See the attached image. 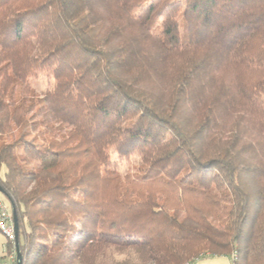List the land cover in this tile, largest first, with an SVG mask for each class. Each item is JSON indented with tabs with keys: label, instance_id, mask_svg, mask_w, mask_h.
Segmentation results:
<instances>
[{
	"label": "trees",
	"instance_id": "trees-1",
	"mask_svg": "<svg viewBox=\"0 0 264 264\" xmlns=\"http://www.w3.org/2000/svg\"><path fill=\"white\" fill-rule=\"evenodd\" d=\"M0 186L23 264H264V0H0Z\"/></svg>",
	"mask_w": 264,
	"mask_h": 264
},
{
	"label": "rangeland",
	"instance_id": "rangeland-1",
	"mask_svg": "<svg viewBox=\"0 0 264 264\" xmlns=\"http://www.w3.org/2000/svg\"><path fill=\"white\" fill-rule=\"evenodd\" d=\"M52 83H53L52 78L48 77L46 72L41 73L40 76L36 78L33 82L34 87L38 91L45 90L46 88L52 86ZM112 158L113 160H115L116 168L121 174H125L128 172H136L138 166L140 165V159L135 153L125 158H118L116 154H113ZM0 201L5 203L12 210L10 201L2 192H0ZM7 242L8 239L6 235H4L0 231V260L3 259V255L6 253ZM234 257L236 256L235 255L222 256V257L209 256L207 258L197 260L191 264H233Z\"/></svg>",
	"mask_w": 264,
	"mask_h": 264
},
{
	"label": "built area",
	"instance_id": "built-area-1",
	"mask_svg": "<svg viewBox=\"0 0 264 264\" xmlns=\"http://www.w3.org/2000/svg\"><path fill=\"white\" fill-rule=\"evenodd\" d=\"M0 231L6 235L8 242L12 245V251L8 252V244L6 248L7 257L0 260V264H17L16 253V228L12 210L3 202L0 201ZM189 264V263H187Z\"/></svg>",
	"mask_w": 264,
	"mask_h": 264
},
{
	"label": "water",
	"instance_id": "water-1",
	"mask_svg": "<svg viewBox=\"0 0 264 264\" xmlns=\"http://www.w3.org/2000/svg\"><path fill=\"white\" fill-rule=\"evenodd\" d=\"M0 192L4 194V191L2 187L0 186ZM12 207V212H13V217H14V222H15V228H16V235H17V240H16V253H17V264H23V256L21 253L20 249V237H19V223H18V218L16 214V210L13 204H11Z\"/></svg>",
	"mask_w": 264,
	"mask_h": 264
}]
</instances>
